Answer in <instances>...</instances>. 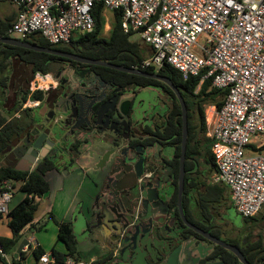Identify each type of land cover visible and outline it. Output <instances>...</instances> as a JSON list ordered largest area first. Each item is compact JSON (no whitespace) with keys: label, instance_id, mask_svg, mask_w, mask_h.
Wrapping results in <instances>:
<instances>
[{"label":"built area","instance_id":"2783aa9c","mask_svg":"<svg viewBox=\"0 0 264 264\" xmlns=\"http://www.w3.org/2000/svg\"><path fill=\"white\" fill-rule=\"evenodd\" d=\"M15 8L8 30L13 37H41L50 44H67L75 35L93 30L92 8L102 3L106 12L119 10L124 32H138L150 49L140 63L157 71L163 64L177 69L183 79H211L226 90L220 108L212 105L207 136L216 170L212 182L224 184L231 204L243 217L264 207V0H0ZM49 75L36 73L32 90L42 89ZM36 103L27 99V106ZM254 146V147H251ZM13 182L0 181V215H7ZM27 238V237H26ZM22 251L40 244L32 236ZM33 254V253H32ZM20 256V255H19ZM0 249V258L14 264ZM45 252L27 264H53ZM110 262V259L108 260ZM95 258L65 257L62 264H108ZM3 264V263H1ZM19 264H24V260Z\"/></svg>","mask_w":264,"mask_h":264},{"label":"flooded vegetation","instance_id":"af4514ba","mask_svg":"<svg viewBox=\"0 0 264 264\" xmlns=\"http://www.w3.org/2000/svg\"><path fill=\"white\" fill-rule=\"evenodd\" d=\"M94 47L95 45L86 49L72 48L70 53L86 60H99L119 65L127 59L123 55L121 57L122 53L112 54L102 51L105 49V44ZM89 50L92 52H88ZM54 68L52 73H47L49 80L46 86H42L41 90L44 91L42 97L35 99L33 120L27 128V146L23 141L24 136L17 144L21 147L13 151L14 146L5 154L6 156H3V159L16 167L22 168L26 164L28 172L36 170L45 159L55 165L48 171L73 168L78 173L86 172L84 175L86 181L92 182L97 187L93 196V207L98 202V208L94 211L92 208L88 209L89 217L82 233L91 235L92 243L108 250L110 259L118 264H129L130 261L134 264H158L163 258L160 249L161 240L171 239L169 235L174 231L183 239L197 237V241L202 240L205 246H212L211 252L215 244L202 235L195 232L185 237L186 226L177 206L181 142L180 152L177 155L174 142L176 133L174 125L169 122L170 99L167 93L159 87L135 86L118 73L124 71L91 61L62 57ZM144 89L151 92L141 95L140 92ZM152 91L155 92V97L151 95ZM78 102L84 106L79 115L73 107L74 103ZM69 108L75 112L74 117H67L71 111H66ZM53 119H58L60 139L57 136L55 139L51 134ZM37 130L38 135L46 134V141L41 149L32 151L28 143L33 137L31 132ZM48 139L54 141L51 147ZM106 152L109 154L105 165L101 170H93L95 162ZM31 160L33 162H30ZM185 162L186 150L184 178ZM177 167L178 173L175 177ZM138 168L142 170L139 177L136 174ZM131 176L134 179L121 187L120 184ZM145 183L157 187L159 199L155 201V210L156 216L164 220L163 237H155L149 233L146 237L139 235L137 238L134 237L133 243L129 241L117 242V244L105 239L109 229L101 228L100 225L92 228L98 221L96 214L100 212L99 205L101 206L102 200L104 198L112 200L113 197L108 195L111 191L120 195L125 202L130 198L131 207H128L127 213L135 215L138 211L136 206L141 203L138 188ZM214 219L216 218L214 217L213 221ZM214 226L216 227L215 224ZM114 237L111 235V238ZM207 257L199 264L220 260H209Z\"/></svg>","mask_w":264,"mask_h":264},{"label":"trees","instance_id":"16d2710c","mask_svg":"<svg viewBox=\"0 0 264 264\" xmlns=\"http://www.w3.org/2000/svg\"><path fill=\"white\" fill-rule=\"evenodd\" d=\"M15 13L14 8L11 13L8 12L4 16L0 15V36H11L8 30L14 20ZM92 15L95 22L93 30L78 35L69 44H50L41 37H25L22 40L67 52H72V48L78 49L82 47L86 49L92 45H95L94 48H96L99 44H105V49L102 50L105 53H122L121 57L127 58L122 63L123 66L138 68L148 73L156 72L169 78L179 89L187 107L188 136L182 199L183 211L189 221L219 236L220 231L214 226L212 221L216 212L213 209L220 202L227 199L226 196L229 194L227 193L228 188L224 184L208 181L207 178L210 172L212 174L216 170V164L211 152L212 139L206 136L204 106L211 104L220 108L223 104L226 90L213 87L210 78L204 79L198 87L199 76L183 79L177 69L166 63L157 71H155L156 68L153 66L141 67V61L149 53L141 49L137 43L130 41L129 38L133 32L123 31L120 11L114 10L111 12L110 28L106 36L103 35L105 18L102 3H95L92 8ZM88 52H92V50ZM60 59L62 57L59 55L36 52L27 48L0 43V158H2L0 181L6 179L13 182V184L18 182L20 184L19 192L23 195L7 213V225L11 236H0V249L10 256H12L21 239L24 238L23 230L33 225L39 200L43 198L45 192L49 191V182L45 178V173L55 165L45 159L36 170L28 172L27 170L16 169L12 163L3 160V156H6L5 154L27 135V128L33 120L34 109L24 107V102L27 99H38L42 97L44 92L40 89L32 90V81L35 74L38 72L42 74L52 73ZM118 73L125 76L126 80L135 86L159 87L167 93L170 99L169 122L174 125L176 133L175 150L178 155L181 142V109L174 92L161 80L120 71ZM204 163L208 165L207 173L203 169ZM177 173L178 167L175 169V177ZM173 198L175 202L176 190ZM129 200L127 199L126 201L127 207H131ZM226 208L235 210L231 205H227ZM49 217L57 226V241L63 244L62 250L57 249L55 246L51 248L50 252L56 258L53 264H62L67 256L76 260L87 259L91 252L82 253L77 248V240L71 223L55 219L51 212ZM243 219L247 223L258 218L252 216L243 217ZM259 219H264V212ZM42 225L40 223L36 227L40 228ZM185 228V237L195 234L190 228ZM250 237V234H246L244 238L242 237V240L232 238H225L224 240L238 246L250 264H264V240L260 234L257 239H250ZM45 252L46 250L42 246L32 251L35 259ZM25 253L26 251H22L19 260L12 258L14 264H19L23 261ZM109 259L110 254L96 258L97 262L100 263H107ZM207 259H220L224 264H241L234 254L219 245L213 246ZM0 263L6 264V261L0 258Z\"/></svg>","mask_w":264,"mask_h":264},{"label":"water","instance_id":"95a60500","mask_svg":"<svg viewBox=\"0 0 264 264\" xmlns=\"http://www.w3.org/2000/svg\"><path fill=\"white\" fill-rule=\"evenodd\" d=\"M0 43L23 47L30 50H34L36 52H44V53L59 55L62 57H67L75 60L91 61L94 63H98L100 65H104L124 71L126 73L155 78L167 84L174 92L181 109L182 139H181V153L179 156L177 206L180 216L183 220V223L185 224L186 227L202 235L204 238L211 241L213 244L219 245L225 248L226 250L230 251L238 258L241 264H250L238 246L229 243L221 239L220 237L211 234L208 231L203 230L199 226L189 221L184 216L181 202H182V195L184 188V158H185V150H186V143L188 136L187 107L179 89L171 82L169 78L165 76H161L156 72L148 73L138 68L126 67L111 62H105L99 60H86L74 53L61 51L58 49H54L52 47H45L37 44L28 43L22 39L13 36H8V37L0 36ZM73 107L76 108V114L78 115L81 113V111L84 108L83 104H81L80 102H78L77 104L74 103ZM72 108L66 110V111L71 110L70 114H68L67 117L68 116L74 117L75 112L72 111ZM66 111H62V112L66 113ZM50 118L52 117L50 116ZM57 123H58V119H53L51 134L55 139L56 136L58 139H60L61 132H60V128L57 126ZM31 135L33 137L30 139L28 145H30V149H32V151H38L39 149L42 148L43 143L46 141L45 140L46 134L42 133L38 135V130H37L31 132ZM26 140H27V136L23 138V141L26 142ZM47 141H50L49 142L50 147L54 144L53 140L48 139ZM25 145L27 146V142L25 143ZM20 147L21 146L19 145L15 146L13 148V151H16ZM33 153L37 154L38 152H33ZM108 154L109 152L104 153L99 158V160L95 162L92 169L101 170L102 167L105 165V160L108 159ZM30 162L33 161L31 160ZM16 169L23 170L22 168H17V167ZM136 174L139 177L142 174V170L140 168L136 169ZM138 191L141 196V203H139V205L136 206L138 211L135 215H131L130 213H127L128 205L126 204L125 201H123L120 198V195L119 196L116 195L113 191L109 192L108 195L112 196L113 198L112 200L109 198H104L102 200L101 206L99 205L100 212L97 214L95 213L96 218H98V221L94 226H92V228H95L100 225L101 228L105 227L106 229H109V231L107 230V233L105 234L106 235L105 239H108L113 243H117V242L126 243L129 241L133 243V240L137 238L138 235L139 237L141 236L146 237L149 233H152V235H154L155 237H159V238L163 237L164 231L162 229V226L164 225V220L163 218L156 216L157 211L155 210V201L159 199L157 187H154L149 183H145L144 185H141L138 188ZM48 193L49 191L45 192L43 197H46ZM97 203L98 202H96L92 211L98 208ZM113 204L116 205L114 206ZM93 214L94 212H92V215ZM111 235H114L115 237L111 238ZM169 236H171V239L166 238L164 240H161V245H160V249L162 250L163 253L162 256H166L165 264H199L201 260H204L205 257L209 255L210 250L212 248V246H205L202 240L197 241V237H190L188 239H183L176 231H174L173 234ZM98 239L100 240V238ZM27 244H28L27 238L25 237L22 238L19 244L17 245L15 251L13 252L12 256L14 258L18 257L22 253L23 247ZM104 251H108V250L105 249ZM130 263L134 264V262L132 261H130ZM203 264H224V263L218 260V261H205Z\"/></svg>","mask_w":264,"mask_h":264},{"label":"rangeland","instance_id":"374dc122","mask_svg":"<svg viewBox=\"0 0 264 264\" xmlns=\"http://www.w3.org/2000/svg\"><path fill=\"white\" fill-rule=\"evenodd\" d=\"M12 10H14V7L12 5L8 4L7 2H0V15L4 16L8 12L11 13ZM106 16L109 18V21H110L111 13L106 12ZM107 34H108V30L104 29L103 35L106 36ZM75 37H77V35H75L74 38ZM129 39L130 41L137 43L141 49L148 50V48H146V46L143 44L142 39L140 35L138 34V32H133ZM48 80L49 79L43 80V82H41V85L46 86V84L48 83ZM148 92H151V91L144 89L140 92V94L144 95V94H148ZM151 95H153V97L156 96L155 92H153ZM24 106L28 107L27 101L24 103ZM33 106H34V103H30L29 107L32 108ZM211 106H212L211 104L204 106V116H205V122H206V136H207V131L209 127V122H211V113H212ZM1 159L2 158H0V160ZM203 166H204L203 169L205 173H207L208 165L204 163ZM62 172H64V170ZM211 175H212L211 172L207 175L208 181H212ZM60 177L65 181L64 176L60 175ZM19 185L20 184L18 182L15 183L14 190L17 192L19 191ZM83 187L85 190L84 189L81 190L78 196H77V192L75 193V190L73 191V189H69L71 187H65L63 190L55 191L53 194L48 196L50 197L49 199L50 201L48 200V202H50L49 207H51V209L48 211L47 210L44 211L41 214V216H39L41 211L43 210L42 204H45V202L47 203V200L45 198H41L40 202L42 203L39 205V209H38V212L36 213L35 218L39 216L37 220H39V222H42L43 225L42 227L37 228L35 222H33V225H30L29 227H26L23 230L24 237L29 238L33 236L39 242V244L43 246L45 250H50L51 247L53 246H55L57 249L58 248L62 249V246H63L62 243L57 241V226L55 222L49 217V213H50L49 211H51L52 215L57 220H61L62 218L65 220H72L73 217L76 216L77 217L76 222H74V219L76 217L73 219V224H74L73 232L76 233L75 238L77 240V244H76L77 248L81 250L83 253H86V254L87 252L90 253L89 249L93 243L91 240H86L85 237L87 236V233L86 232L82 233L84 226L82 222L80 221L81 216L77 212H74V210L79 206L78 199L80 200L81 198H84V196H86L85 194L86 191L88 192V190L89 191L91 190V188H89L88 186L86 187L83 186ZM73 192H74V197L72 198ZM20 196H21V193H17V195L14 198L15 203L19 200ZM227 205H229V200L225 199L223 202H220L219 205L215 206V208L213 209V210H216V212L214 213V217L216 219L212 221L216 225V228H218V230L220 231V234H219L220 238H222L223 240L225 238L242 240V237L244 238L246 234H250L251 235L250 239H257L258 235L260 234L262 239L264 240V219H259L261 214L264 212V207L255 215V217L258 218L257 220H251V222L246 223L243 217L239 213H237L235 210L231 208L227 209L226 208ZM6 216L7 215H5L4 219L0 221V235L11 233L6 223V220H7ZM99 253H102V252H99ZM90 256L91 254L89 255V257ZM32 261H33L32 251L28 250L25 253L24 264L31 263ZM110 264H118V263L114 261V262H111Z\"/></svg>","mask_w":264,"mask_h":264},{"label":"crops","instance_id":"0c3cea01","mask_svg":"<svg viewBox=\"0 0 264 264\" xmlns=\"http://www.w3.org/2000/svg\"><path fill=\"white\" fill-rule=\"evenodd\" d=\"M146 48H148L147 46H146ZM149 50V51H148ZM148 50H146V51H148V53L150 54V49L148 48ZM47 79V78H46ZM32 100H35V99H32ZM25 103V102H24ZM23 106H24V104H23ZM24 107H26V106H24ZM33 109H35L34 108V106L32 107ZM1 162H2V160H0V164H1ZM15 168H16V166H14ZM17 168H21V167H18L17 166ZM22 169L23 170H27V166H26V164H25V166L24 167H22ZM67 169V168H66ZM66 169H62V170H54V171H48V172H46L45 173V178L47 179V181L49 182V193H48V195L46 196V197H43V198H45L46 200H47V203L45 202V204H42V206H43V210L41 211V213H40V215L39 216H41V214L44 212V211H48V210H50L51 209V207H49V205H50V202H48V200L50 199V197H48V196H50L51 194H53L55 191H58V190H63L65 187H71V188H69V189H73V191L75 190V193L77 192V196H78V194L80 193V191L81 190H83L84 189V187L83 186H88L89 188H91V190L89 191L88 190V192L86 191V196H84V198H81L80 200L78 199V203H79V206L74 210V212H77L78 214H80V221L82 222V224H83V226H84V224L86 223V220L88 219V217H89V211H88V209L89 208H92L93 209V196H94V194L96 193V191H97V187L96 186H94L93 184H92V182H90V181H86V177L84 176L85 174H86V172H80V173H78L77 172V170L76 169H73V168H69L70 170H66ZM64 170V172H62ZM67 171V172H66ZM89 172V171H88ZM60 175H62V176H64L65 177V181L60 177ZM134 179V177L133 176H131L130 178H128V179H125L121 184H120V186L122 187V186H125V185H127V184H129L132 180ZM52 180V181H51ZM54 180H56V181H54ZM63 181H64V183H63ZM52 182H54V183H52ZM52 183V184H51ZM86 183V184H85ZM13 186L15 187V183L13 184ZM15 189V188H14ZM85 190V189H84ZM17 193H20L19 191L17 192V191H15L14 190V192H13V196H12V200H11V203H10V207H12V206H14L22 197H23V195L21 194V196H20V198H19V200L15 203L14 202V198H15V196L17 195ZM227 193L229 194V190L227 191ZM74 197V192H73V196H72V198ZM83 197V196H82ZM226 198L229 200V206L231 205L232 206V204H231V200H230V194L229 195H227L226 196ZM50 201V200H49ZM42 202H40V200H39V204H38V208H37V210H36V212H35V216H34V219H33V222H35V224L36 225H39L40 223H42V222H39V220H37V218L39 217H37V218H35L36 217V213L38 212V209H39V205L41 204ZM92 206V207H91ZM233 207V206H232ZM234 208V207H233ZM49 212H51V211H49ZM88 212V213H87ZM4 217H5V215H2V217H0V221L1 220H3L4 219ZM7 217V216H6ZM76 216H74L73 217V219L75 218ZM73 219L72 220H65V219H61V220H64V221H69L70 223H71V227H72V229L74 230V224H73ZM76 220H77V217L74 219V222H76ZM6 223H7V220H6ZM73 224V225H72ZM74 233V232H73ZM75 234V236H76V233H74ZM0 236H11V233L10 234H3V235H0ZM26 238V237H25ZM86 238V240H90L91 238H92V236L91 235H89V234H87V236L85 237ZM63 245V244H62ZM40 246H42L41 244H40ZM43 247V246H42ZM52 248V247H51ZM59 249V248H58ZM62 249H63V246H62ZM61 248H60V250H62ZM105 250V248H100L99 246H97V245H91L90 246V249H89V252H92L91 253V256L90 257H88V258H101V257H105V256H107L108 255V252L107 251H104ZM45 250V249H44ZM51 250V249H50ZM50 250H46V252H50ZM81 251V250H80ZM82 252V251H81ZM99 252H102V253H99ZM83 253V252H82ZM88 253V252H87ZM34 257V256H33ZM110 261L111 262H114V261H112L111 259H110ZM110 262V263H111ZM165 262H166V256H163V258L161 259V261L158 263V264H165ZM1 264V263H0Z\"/></svg>","mask_w":264,"mask_h":264}]
</instances>
